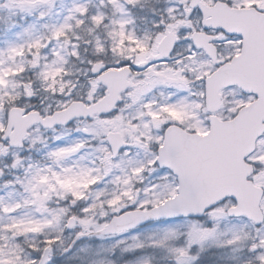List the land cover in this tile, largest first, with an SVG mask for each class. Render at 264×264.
<instances>
[{
  "label": "snow or ice",
  "instance_id": "obj_1",
  "mask_svg": "<svg viewBox=\"0 0 264 264\" xmlns=\"http://www.w3.org/2000/svg\"><path fill=\"white\" fill-rule=\"evenodd\" d=\"M0 264H264V0H0Z\"/></svg>",
  "mask_w": 264,
  "mask_h": 264
}]
</instances>
